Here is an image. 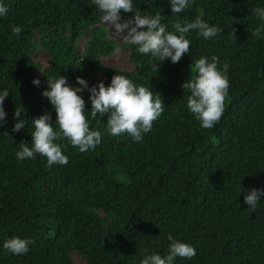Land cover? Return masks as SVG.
I'll use <instances>...</instances> for the list:
<instances>
[{
	"label": "trees",
	"instance_id": "16d2710c",
	"mask_svg": "<svg viewBox=\"0 0 264 264\" xmlns=\"http://www.w3.org/2000/svg\"><path fill=\"white\" fill-rule=\"evenodd\" d=\"M0 3L8 9L0 16V93L9 91L0 126V264H140L144 249L167 255L168 234L196 250L173 264H264V196L255 211L244 201L252 188H264V34L252 35L262 23L253 10L264 8V0H193L177 14L169 0H133L141 15L159 13L166 31L198 15L221 29L211 39L187 33L190 53L178 63L160 62L157 72L150 55L108 36L92 0ZM133 16L121 10V22ZM10 25L21 27L18 37ZM118 47L130 67L105 63ZM213 55L221 70L229 65V89L220 121L204 129L187 108L190 91L182 85L194 77L196 59ZM39 72L81 88L90 130L101 132V143L85 153L67 139L56 141L67 165L49 167L39 154L15 156L21 141L31 146L33 118L50 113L58 130L42 95L47 88L41 80L33 84ZM116 74L160 95L165 105L140 142L112 136L107 114L92 118L90 92L77 81L88 84L94 76L107 86ZM16 108L26 121L19 132L12 131ZM17 236L34 241L26 254L3 248Z\"/></svg>",
	"mask_w": 264,
	"mask_h": 264
},
{
	"label": "clouds",
	"instance_id": "9594fccd",
	"mask_svg": "<svg viewBox=\"0 0 264 264\" xmlns=\"http://www.w3.org/2000/svg\"><path fill=\"white\" fill-rule=\"evenodd\" d=\"M169 2L172 13L177 14L189 8L193 0ZM92 3L100 13V22L111 25L116 33H126L123 37L124 43L136 45L139 54L150 55L149 63L156 72L160 62L170 58L172 63H178L184 55L190 53V41L186 38L190 31L195 30L197 35L205 39H211L221 31L217 26H210L200 15L190 23H174V32L166 31L159 13L154 16L141 15L140 11H134L133 0H92ZM121 10L124 13H134V16L121 22ZM253 11L262 23L252 31V35L260 37L264 34V8L256 7ZM7 13V7L0 3V16H6ZM10 28L17 37L22 31L18 25H10ZM153 60L159 63H153ZM220 64L221 61L216 55L210 59L201 56L192 64L191 71L195 73L194 77L185 80L182 85L184 90L190 91L187 108L204 129L213 128L225 111V99L229 89L227 77L229 65L224 62L221 70L218 67ZM36 76L33 84L39 86L41 80L42 85L47 88L42 95L49 99L55 110V125H58V130L54 129L51 123L50 113L33 118L31 146L28 142L21 141L20 150L15 156L23 161L35 159L39 154L46 157L49 167L53 164L67 165L69 160L62 151L63 146L56 141L67 139L80 153H85L94 150L101 143V132L90 130L85 115V101L78 94L82 91L81 88L70 87L64 76L48 80L44 79L41 72ZM95 78L98 84L88 88L91 80L87 84L84 78L77 77L78 83L87 87L90 92L91 117L96 118L98 113L100 116L107 114V131L112 136L120 137L126 134L136 142L142 141L144 134L152 130L153 123L164 112L165 105L161 96L154 95L150 89L136 85L123 75H113L111 83L107 86L100 81V77ZM8 95L7 89L0 93V126L6 123L7 114L3 104ZM21 113V108L15 109L16 123L13 125V132L25 128L26 121L20 119ZM261 196H264V188H252L244 195V201L248 208L255 211ZM167 239L170 243L166 256L155 252L148 253V250L144 249V253L147 254L140 264H173L177 257L192 259L196 255L195 248L190 244L174 239L171 234H168ZM30 243L34 241L17 236L5 240L3 248L12 254L21 255L29 251Z\"/></svg>",
	"mask_w": 264,
	"mask_h": 264
},
{
	"label": "rangeland",
	"instance_id": "374dc122",
	"mask_svg": "<svg viewBox=\"0 0 264 264\" xmlns=\"http://www.w3.org/2000/svg\"><path fill=\"white\" fill-rule=\"evenodd\" d=\"M101 24L106 27L109 37L114 38L119 43L123 40V37L126 33H116L111 25L104 24L102 22ZM40 57L44 64H46L49 61L48 56L45 54H41ZM104 61L108 65L120 66L121 68L124 69L130 67L131 65L129 60L126 59V51L123 48H119V47L109 58L105 59ZM97 84H98V80L95 77H93L91 79V82L88 84V88Z\"/></svg>",
	"mask_w": 264,
	"mask_h": 264
}]
</instances>
